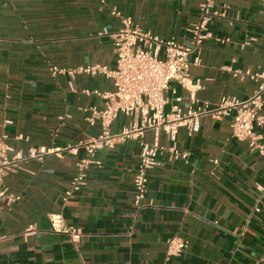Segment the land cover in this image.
Returning a JSON list of instances; mask_svg holds the SVG:
<instances>
[{
  "label": "crops",
  "instance_id": "crops-1",
  "mask_svg": "<svg viewBox=\"0 0 264 264\" xmlns=\"http://www.w3.org/2000/svg\"><path fill=\"white\" fill-rule=\"evenodd\" d=\"M201 2L0 0V136L6 137L10 155L100 134L98 123L87 124L84 110H102L106 100L84 91L111 92L112 81L102 75L52 76L49 68H113L110 38L96 35L123 27L112 10L143 31L187 43ZM223 5L227 17L208 29L214 38L229 41L207 39L200 45V63L189 68L199 87L192 91L170 81L165 110L188 108L191 93L214 106L222 96L244 100L256 89L255 82L222 68L264 71V2L215 0L217 9ZM132 120L118 115L110 131ZM229 123L230 117H204L199 132L190 136L181 128L174 144L160 132L162 147L175 145L188 157L183 162L166 151L159 155L140 210L133 206L132 188L138 139L99 150V164L88 169L85 186L64 205V190L83 151L20 163L3 179L19 200L0 202V264H264V156L231 138ZM142 140L152 143L153 133L145 132ZM52 214L80 231L76 246L51 230ZM173 235L188 244L179 257L165 260V243Z\"/></svg>",
  "mask_w": 264,
  "mask_h": 264
},
{
  "label": "built area",
  "instance_id": "built-area-1",
  "mask_svg": "<svg viewBox=\"0 0 264 264\" xmlns=\"http://www.w3.org/2000/svg\"><path fill=\"white\" fill-rule=\"evenodd\" d=\"M264 2V0H262ZM226 5L220 9L215 7V0H202L198 7V20L189 28L190 39L187 43L174 39H162L151 32L143 31L132 25L129 17L112 10L113 16L119 17L123 27L113 33L100 31L98 37L108 36L115 54L113 68L101 65H89L77 69H66L52 66L49 72L52 76L76 74L102 75L109 78L113 84L111 92L85 90L86 94H94L106 100L104 108L94 107L84 111L88 113L85 121L88 125L100 126V134L96 138H89L65 147H30L26 156L10 155L11 148L6 143V137L0 136V202L7 205L19 200V196L8 193L3 184L4 177L19 169L20 163L29 159H42L48 155L60 156L63 152L77 155L81 150L83 156L76 163V174L69 186L64 190L62 204H66L71 197L80 192L86 184L87 171L93 165H98L96 153L102 149H111L129 139H138L139 155L135 168L132 188L134 193L133 206L136 210L144 207L147 193L148 173L159 165V155L166 151L170 159L187 160V152L179 151L172 145L165 149L158 142V134L164 132L175 143L179 129L184 128L191 136L200 130V121L204 117L221 120L230 117L231 138L246 142L250 151L264 156V71L225 66L222 69L240 80L249 79L255 82L253 94L244 100L222 96L219 101L210 106L207 102H198L191 93V104L182 109L172 105L165 110L168 99L165 93L169 89L170 81L178 82L183 88L195 91L199 86L193 84L189 78L191 65L200 63L199 48L207 39H214L223 44L228 39L214 38L209 31V24L215 19L226 18ZM193 57V60L190 58ZM118 115L131 117L133 120L118 132L112 133L110 127ZM154 135L152 143L142 140L145 132ZM217 164V160H213ZM50 228L56 234L65 235L71 244L76 246L81 233L72 226L65 224L61 214L49 216ZM3 239V237L1 238ZM188 242L173 235L166 240L165 260L179 257L187 247Z\"/></svg>",
  "mask_w": 264,
  "mask_h": 264
}]
</instances>
